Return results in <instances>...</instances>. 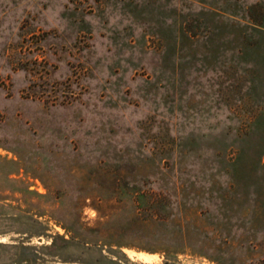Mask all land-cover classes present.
Masks as SVG:
<instances>
[{
    "label": "rangeland",
    "instance_id": "1",
    "mask_svg": "<svg viewBox=\"0 0 264 264\" xmlns=\"http://www.w3.org/2000/svg\"><path fill=\"white\" fill-rule=\"evenodd\" d=\"M0 264H264V0H0Z\"/></svg>",
    "mask_w": 264,
    "mask_h": 264
}]
</instances>
